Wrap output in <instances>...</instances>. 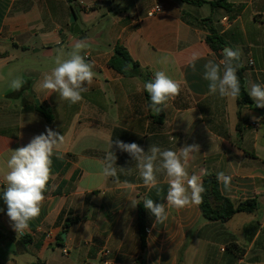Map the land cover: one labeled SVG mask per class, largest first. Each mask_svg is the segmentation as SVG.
I'll list each match as a JSON object with an SVG mask.
<instances>
[{
    "label": "crops",
    "instance_id": "1",
    "mask_svg": "<svg viewBox=\"0 0 264 264\" xmlns=\"http://www.w3.org/2000/svg\"><path fill=\"white\" fill-rule=\"evenodd\" d=\"M215 1L0 0V88L6 91L0 102V264L36 259L104 264V249L112 264H264V110L256 107L249 88L252 104H244L209 94L203 79L204 65L223 59L206 40L213 28L226 47L242 53L245 84L264 85V0H227L229 8L212 6ZM155 5L162 11L148 16ZM77 40L90 45L81 54L91 55L87 61L94 62L95 75L83 99L70 104L40 85L55 67L58 51L70 50ZM117 44L151 72L152 80L155 72L165 71L179 84V94L161 106L162 122L154 118L160 112L149 108L144 79L109 67ZM193 57H199L194 68ZM16 62L22 68H10ZM17 77L24 81L18 91L10 87ZM46 128L64 135L62 158L52 157L39 216L17 235L2 197L9 148L27 145ZM117 139L145 152L151 145L179 152L185 144H199L189 173L203 181L223 171L232 181L230 191L218 182L221 194L236 204L254 200L257 207L217 221L205 219L196 204L166 208L167 220L156 224L144 200L167 203L163 173L149 191L136 162L113 145L117 176H101L109 141ZM139 203L145 210L144 249ZM75 216L81 220L65 229L66 219Z\"/></svg>",
    "mask_w": 264,
    "mask_h": 264
},
{
    "label": "clouds",
    "instance_id": "2",
    "mask_svg": "<svg viewBox=\"0 0 264 264\" xmlns=\"http://www.w3.org/2000/svg\"><path fill=\"white\" fill-rule=\"evenodd\" d=\"M89 46L86 40H77L70 50L60 49L54 59L55 67L45 75L40 87L58 93L61 100L70 104L80 102L83 99L82 93L88 91L95 75L94 62L87 61L81 54ZM241 55L239 49L226 48L219 63L209 60L204 65L203 79L209 82V94L219 93L221 97L232 99L241 95V84L237 75ZM197 59L199 57H193V68ZM23 83L24 81L17 77L11 81L10 87L18 91ZM245 87L249 88V95L255 101L256 107L264 108V85L248 81ZM144 89L150 96L149 108L159 113L162 111L161 106H166L169 100L179 94L180 86L165 71H157L154 73V79L144 84ZM64 139V135L52 128H46L45 133L34 136L27 145L15 150L9 148L6 160L9 171L5 176L7 186L2 192V197L7 205V216L17 235L27 230L29 222L40 214L45 200L44 193L52 175V157L55 155L62 158L60 148ZM113 145L128 153L136 162L139 175L149 191L157 188V174L165 175L168 185L167 203H156L147 197L144 200V207L155 217L156 224H163L167 220L166 208L182 209L190 204L199 205L203 202L202 194L206 189L202 177L189 173L190 162L195 161L199 155V144H185L179 148V152L151 145L145 152L137 143L110 140L102 165V178L117 176V156L112 151ZM128 171L130 173L131 169ZM201 172L202 175L208 174L203 169ZM216 178L224 190L230 191V175L220 171L216 173Z\"/></svg>",
    "mask_w": 264,
    "mask_h": 264
},
{
    "label": "trees",
    "instance_id": "3",
    "mask_svg": "<svg viewBox=\"0 0 264 264\" xmlns=\"http://www.w3.org/2000/svg\"><path fill=\"white\" fill-rule=\"evenodd\" d=\"M74 2L75 0H69ZM212 6H224L229 8L227 0H218L210 3ZM207 43L210 47L223 56V50L227 46L225 38L219 34L215 29L211 28L209 34L207 35ZM240 67L237 69V75L241 84V95L238 97L239 103L248 104L251 100L248 98L245 92V77L244 68L241 64V59L239 61ZM109 67L116 70L120 74L126 77L139 76L144 79L145 82L152 80L151 72L144 69L139 62L135 61L128 50L122 44H117L114 48V54L108 62ZM131 65L129 68L128 66ZM127 68V70H125ZM147 100L150 104V96L146 92ZM36 109L38 112L46 116L48 121L52 118L49 113L43 109L41 105H37ZM264 110V108H259ZM157 121L162 122L163 113L162 111L159 115L154 117ZM203 186L206 191L203 195V202L199 204L203 217L210 221L217 220H227L230 219L238 212H253L257 207V202L254 200L240 202L238 204L232 202L230 199L225 198L219 189V183L217 179L211 176H207L203 179ZM58 192V191H57ZM81 219L78 216L69 217L65 221V229L69 226L79 222ZM139 227H140V238L141 247L144 249L146 247V226H145V210L141 203H139ZM32 264H46L40 259H36Z\"/></svg>",
    "mask_w": 264,
    "mask_h": 264
},
{
    "label": "built area",
    "instance_id": "4",
    "mask_svg": "<svg viewBox=\"0 0 264 264\" xmlns=\"http://www.w3.org/2000/svg\"><path fill=\"white\" fill-rule=\"evenodd\" d=\"M161 11H162L161 5H155L154 8L149 12L148 16H154L155 14H157ZM90 58H91L90 54L85 55L86 60H90ZM249 65L250 66L253 65L252 60L249 61ZM63 252L67 253V250L65 249V250H63ZM109 254H110V251L108 249H104V250L100 251V258L104 264H112L111 261L109 260Z\"/></svg>",
    "mask_w": 264,
    "mask_h": 264
},
{
    "label": "rangeland",
    "instance_id": "5",
    "mask_svg": "<svg viewBox=\"0 0 264 264\" xmlns=\"http://www.w3.org/2000/svg\"><path fill=\"white\" fill-rule=\"evenodd\" d=\"M39 57L43 59V56L40 55ZM20 64H21L20 62H16V63L12 64L10 68H15V66L22 68V66H20ZM4 75L6 76V72H4ZM25 82H27V81H25ZM4 84L6 85V79L4 81ZM4 94H6V91L3 92L1 90V88H0V102L3 101V100H5V98L3 97Z\"/></svg>",
    "mask_w": 264,
    "mask_h": 264
},
{
    "label": "water",
    "instance_id": "6",
    "mask_svg": "<svg viewBox=\"0 0 264 264\" xmlns=\"http://www.w3.org/2000/svg\"><path fill=\"white\" fill-rule=\"evenodd\" d=\"M75 19H76V16L73 14V15H72V18H71L72 26H74V24H75ZM226 48H228V47H226ZM226 48H224V49H226ZM223 51H224V50H223ZM36 103L39 104V101H36ZM63 235L65 236V234H63Z\"/></svg>",
    "mask_w": 264,
    "mask_h": 264
}]
</instances>
